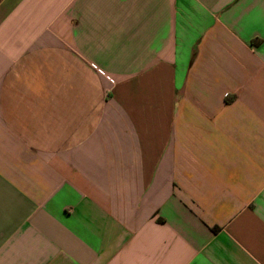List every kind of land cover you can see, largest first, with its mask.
<instances>
[{
    "label": "crops",
    "instance_id": "crops-1",
    "mask_svg": "<svg viewBox=\"0 0 264 264\" xmlns=\"http://www.w3.org/2000/svg\"><path fill=\"white\" fill-rule=\"evenodd\" d=\"M0 264H264V0H0Z\"/></svg>",
    "mask_w": 264,
    "mask_h": 264
}]
</instances>
